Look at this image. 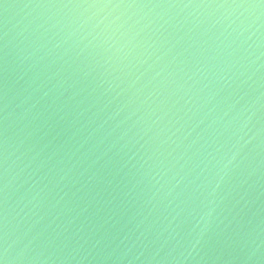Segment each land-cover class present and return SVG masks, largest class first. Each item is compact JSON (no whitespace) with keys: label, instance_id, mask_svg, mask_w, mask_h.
Returning a JSON list of instances; mask_svg holds the SVG:
<instances>
[{"label":"water","instance_id":"95a60500","mask_svg":"<svg viewBox=\"0 0 264 264\" xmlns=\"http://www.w3.org/2000/svg\"><path fill=\"white\" fill-rule=\"evenodd\" d=\"M0 264H264V0H0Z\"/></svg>","mask_w":264,"mask_h":264}]
</instances>
